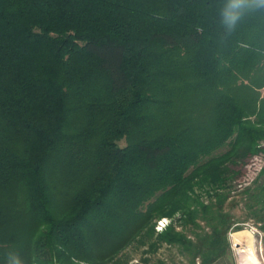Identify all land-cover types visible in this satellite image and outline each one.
<instances>
[{
	"label": "trees",
	"instance_id": "1",
	"mask_svg": "<svg viewBox=\"0 0 264 264\" xmlns=\"http://www.w3.org/2000/svg\"><path fill=\"white\" fill-rule=\"evenodd\" d=\"M225 3L0 0V264L155 235L214 264L241 204L264 231V164L235 182L264 151V9L229 31Z\"/></svg>",
	"mask_w": 264,
	"mask_h": 264
},
{
	"label": "rangeland",
	"instance_id": "2",
	"mask_svg": "<svg viewBox=\"0 0 264 264\" xmlns=\"http://www.w3.org/2000/svg\"><path fill=\"white\" fill-rule=\"evenodd\" d=\"M261 92L264 96V88ZM262 147L264 148V140L262 141ZM263 164L264 151H261L246 161L242 166V175L235 182L239 184L249 183L257 176ZM232 211L239 218L246 220V222L242 230L229 232L228 238L231 244L229 255H226L214 264H264V231L252 219L246 217V211L242 209V204L232 209ZM161 221L163 225L160 224ZM170 224L177 225L170 218L162 217L157 221L155 230L157 233H161ZM242 231H249L252 234V238L248 234L236 235ZM154 239L145 241L146 245H139L137 242H134L122 252L121 258L117 259L115 263L111 262L109 264H201L200 258H195L193 262L191 260L192 257L183 255L176 245L158 244ZM150 242L153 243V248L151 249L148 246ZM50 253L47 256L50 260H45L41 264H87L76 259H62L58 257L57 253H54V255ZM146 258L149 259V263L145 261Z\"/></svg>",
	"mask_w": 264,
	"mask_h": 264
},
{
	"label": "clouds",
	"instance_id": "3",
	"mask_svg": "<svg viewBox=\"0 0 264 264\" xmlns=\"http://www.w3.org/2000/svg\"><path fill=\"white\" fill-rule=\"evenodd\" d=\"M246 9H264V0H226L221 16L222 23L229 31L233 29ZM7 264H23L17 255H8Z\"/></svg>",
	"mask_w": 264,
	"mask_h": 264
},
{
	"label": "bare ground",
	"instance_id": "4",
	"mask_svg": "<svg viewBox=\"0 0 264 264\" xmlns=\"http://www.w3.org/2000/svg\"><path fill=\"white\" fill-rule=\"evenodd\" d=\"M243 234H248L251 238H252V234L248 231H242V232H238L236 235L237 236H240V235H243Z\"/></svg>",
	"mask_w": 264,
	"mask_h": 264
},
{
	"label": "built area",
	"instance_id": "5",
	"mask_svg": "<svg viewBox=\"0 0 264 264\" xmlns=\"http://www.w3.org/2000/svg\"><path fill=\"white\" fill-rule=\"evenodd\" d=\"M160 224H162V225H163L162 221H161V223H160ZM159 228H160V229H162V227H160V226H159ZM261 241H262V240H261Z\"/></svg>",
	"mask_w": 264,
	"mask_h": 264
},
{
	"label": "snow or ice",
	"instance_id": "6",
	"mask_svg": "<svg viewBox=\"0 0 264 264\" xmlns=\"http://www.w3.org/2000/svg\"><path fill=\"white\" fill-rule=\"evenodd\" d=\"M163 223V222H162Z\"/></svg>",
	"mask_w": 264,
	"mask_h": 264
}]
</instances>
